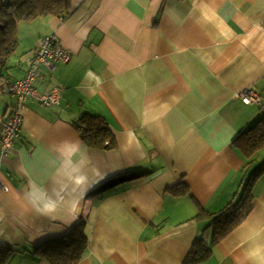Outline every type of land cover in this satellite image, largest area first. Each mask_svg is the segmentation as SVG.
I'll use <instances>...</instances> for the list:
<instances>
[{"label": "crops", "instance_id": "1", "mask_svg": "<svg viewBox=\"0 0 264 264\" xmlns=\"http://www.w3.org/2000/svg\"><path fill=\"white\" fill-rule=\"evenodd\" d=\"M51 34L72 61L41 67L36 89L61 88L60 103L27 100L0 155V264H51L38 247L81 219L76 264H264V171L248 217L218 242L211 227L264 164V147L249 159L235 145L264 116V0H71L65 18L18 24L0 80L24 79ZM15 102L1 96L0 113ZM85 114L114 148L87 146Z\"/></svg>", "mask_w": 264, "mask_h": 264}, {"label": "trees", "instance_id": "2", "mask_svg": "<svg viewBox=\"0 0 264 264\" xmlns=\"http://www.w3.org/2000/svg\"><path fill=\"white\" fill-rule=\"evenodd\" d=\"M70 11L71 0H0V61L17 48L19 23L48 17L65 18ZM74 125L82 140L90 148L111 149L115 147V136L102 117L85 114ZM235 145L249 159L256 155L264 147V116L251 130L243 133L236 140ZM262 171H264V164L251 177L243 197L212 218L211 227L215 230V242L231 234L252 211L250 191L255 178L260 176ZM84 225L85 221L79 220L67 237L46 242L37 250H41L42 256L51 264L78 263L87 248V238L83 233ZM3 249L4 257H6L5 255L10 250L9 248ZM198 261L201 259H197Z\"/></svg>", "mask_w": 264, "mask_h": 264}, {"label": "built area", "instance_id": "3", "mask_svg": "<svg viewBox=\"0 0 264 264\" xmlns=\"http://www.w3.org/2000/svg\"><path fill=\"white\" fill-rule=\"evenodd\" d=\"M72 54L62 45L56 34L45 37L34 52L33 60L26 76L22 80H0V97L10 95L16 98L11 114L6 117L0 113V155L7 157L19 139L24 122L25 102L29 99L37 100L45 106H56L60 103L62 90L55 87L51 93L39 94L35 87L41 77V67L55 68L59 64H69ZM246 105H262L263 99L253 89H247L240 94Z\"/></svg>", "mask_w": 264, "mask_h": 264}, {"label": "clouds", "instance_id": "4", "mask_svg": "<svg viewBox=\"0 0 264 264\" xmlns=\"http://www.w3.org/2000/svg\"><path fill=\"white\" fill-rule=\"evenodd\" d=\"M54 209V205H45L46 211H52Z\"/></svg>", "mask_w": 264, "mask_h": 264}]
</instances>
